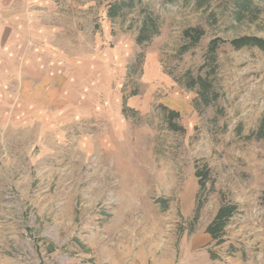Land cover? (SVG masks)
<instances>
[{
    "label": "rangeland",
    "instance_id": "rangeland-1",
    "mask_svg": "<svg viewBox=\"0 0 264 264\" xmlns=\"http://www.w3.org/2000/svg\"><path fill=\"white\" fill-rule=\"evenodd\" d=\"M253 1L236 21L233 0H7L0 264H264V139L249 137L264 50L229 42L264 38ZM147 16L158 32L139 43ZM189 27L205 31L195 45ZM216 37L206 105L185 77ZM225 203L238 208L220 242L207 227Z\"/></svg>",
    "mask_w": 264,
    "mask_h": 264
},
{
    "label": "trees",
    "instance_id": "trees-1",
    "mask_svg": "<svg viewBox=\"0 0 264 264\" xmlns=\"http://www.w3.org/2000/svg\"><path fill=\"white\" fill-rule=\"evenodd\" d=\"M210 1L211 0H196L195 5L198 8H202L205 5L209 4ZM129 5L130 3H127L125 1L115 3L109 8L108 14L111 18H114L119 15L120 10ZM253 11H258V7L253 0H233L232 16L236 21H242L247 16V13ZM155 23V20L151 16H147L144 18L143 25L137 37L139 43L143 42L144 40H148L150 38L149 35L158 32V28L156 27ZM204 34L205 31L201 27H189L183 32L184 38L189 40L192 45L197 44ZM224 41L225 40L220 37L211 39L205 55L207 61L204 65L201 66V72L196 76L188 73L185 77L186 86L189 88H196L198 91L199 99L206 105L217 98V93H215L214 91L211 92L213 88V80L210 78V76L215 72V69L218 66L217 50L219 49L220 44ZM229 42L235 49H241L243 47H258L264 50V38L258 36L242 35L232 38ZM183 48L184 50H186L187 47L185 46ZM208 60H211L213 69L210 72H205L202 74V71L208 66ZM171 115L178 116V113L175 111H171ZM249 137L255 139H264V110L257 129L252 131ZM208 174L209 169H207L206 172H203L200 169H198L197 171L198 176L203 175L205 178L208 177ZM262 202L264 203V192L262 195ZM200 206L201 205H199V208ZM237 208L238 207L236 204L231 203H225L220 206L216 216L207 227V232L214 239H218L220 242H222L224 228L226 227L230 217L233 216L236 212Z\"/></svg>",
    "mask_w": 264,
    "mask_h": 264
},
{
    "label": "crops",
    "instance_id": "crops-1",
    "mask_svg": "<svg viewBox=\"0 0 264 264\" xmlns=\"http://www.w3.org/2000/svg\"><path fill=\"white\" fill-rule=\"evenodd\" d=\"M5 3H7V0H0V13H2L6 7Z\"/></svg>",
    "mask_w": 264,
    "mask_h": 264
}]
</instances>
